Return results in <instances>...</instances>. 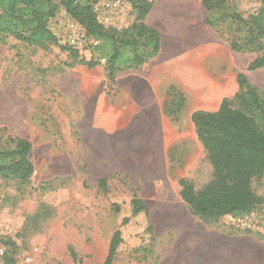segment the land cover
<instances>
[{"label": "rangeland", "instance_id": "374dc122", "mask_svg": "<svg viewBox=\"0 0 264 264\" xmlns=\"http://www.w3.org/2000/svg\"><path fill=\"white\" fill-rule=\"evenodd\" d=\"M145 1L152 6L142 22L158 31L159 52L113 85L94 49L99 41L62 8L47 23L54 43L0 35V138L29 141L33 167L25 183L0 179V264H103L117 231L112 264H264V204L205 223L178 185L184 178L199 188L212 177L191 114L232 98L238 74L264 98V67L247 71L256 54L233 52L236 27L206 25L201 0ZM226 5L247 16L260 0ZM92 8L104 28L122 32L137 22L125 0ZM65 48L99 65H81ZM174 92L184 97L177 119L165 114ZM251 188L264 197V174ZM134 198L146 212L132 215Z\"/></svg>", "mask_w": 264, "mask_h": 264}, {"label": "trees", "instance_id": "16d2710c", "mask_svg": "<svg viewBox=\"0 0 264 264\" xmlns=\"http://www.w3.org/2000/svg\"><path fill=\"white\" fill-rule=\"evenodd\" d=\"M98 0H0V35L10 37L29 46L43 47L54 43L55 38L47 23L59 8L85 30L88 36L99 41L94 49L104 58V71L108 83L124 70L137 69L159 52L157 30L142 22L152 4L145 0H125L137 14V22L122 32L104 28L97 20L93 4ZM227 0H201L206 12L204 23L209 26L230 22L236 27V38L229 41L233 52L255 53L247 71L264 67V0L259 9L250 15L231 11ZM213 13L216 15L213 17ZM214 19H217V21ZM72 58L88 68L99 61L78 59L71 48ZM238 91L230 99H223L213 112L196 111L190 121L196 137L212 168L211 179L196 188L184 178L178 180L179 196L194 217L205 223H216L221 218L243 217L264 204L252 190L251 183L264 174V98L243 74L236 76ZM169 90H174L170 87ZM173 93V92H172ZM181 94V93H180ZM177 92L169 101L172 109L165 114L177 119L184 105V97ZM31 144L20 138H0V179L27 182L33 174L29 160ZM104 186V182L99 183ZM146 212L145 204L137 198L131 201V213ZM121 243L120 233H114L103 264H112ZM7 264H12L10 259Z\"/></svg>", "mask_w": 264, "mask_h": 264}, {"label": "built area", "instance_id": "2783aa9c", "mask_svg": "<svg viewBox=\"0 0 264 264\" xmlns=\"http://www.w3.org/2000/svg\"><path fill=\"white\" fill-rule=\"evenodd\" d=\"M117 3H119L118 1H117ZM98 20V19H97ZM240 225L242 226V227H247L248 229H250L251 228V226H249V225H245V224H241V222H240ZM4 256H5V254H4V250L2 249V248H0V262L2 261V259H4Z\"/></svg>", "mask_w": 264, "mask_h": 264}, {"label": "crops", "instance_id": "0c3cea01", "mask_svg": "<svg viewBox=\"0 0 264 264\" xmlns=\"http://www.w3.org/2000/svg\"><path fill=\"white\" fill-rule=\"evenodd\" d=\"M118 74H119V73H118ZM118 74H117V75H118ZM117 75H116V77H117ZM116 77H115V79H116Z\"/></svg>", "mask_w": 264, "mask_h": 264}]
</instances>
